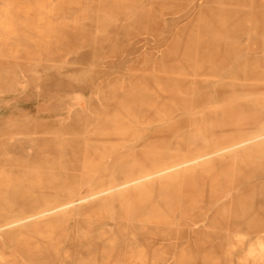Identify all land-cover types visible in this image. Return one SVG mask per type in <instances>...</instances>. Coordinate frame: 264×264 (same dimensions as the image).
<instances>
[{
  "label": "rangeland",
  "instance_id": "374dc122",
  "mask_svg": "<svg viewBox=\"0 0 264 264\" xmlns=\"http://www.w3.org/2000/svg\"><path fill=\"white\" fill-rule=\"evenodd\" d=\"M202 1L0 0V264H264V0Z\"/></svg>",
  "mask_w": 264,
  "mask_h": 264
},
{
  "label": "crops",
  "instance_id": "0c3cea01",
  "mask_svg": "<svg viewBox=\"0 0 264 264\" xmlns=\"http://www.w3.org/2000/svg\"><path fill=\"white\" fill-rule=\"evenodd\" d=\"M44 101H49L50 102V100H44ZM15 103V102H14ZM6 107H8V106H5V104L3 103V104H1V106H0V119H2V120H8V119H10V120H14V121H16V120H23L24 118H27V117H29V115H27V116H20V113L19 112H17V110H12V111H7V109H6ZM16 107H19V106H16V103H15V108ZM12 108V107H11ZM14 108V109H15ZM9 112V113H8ZM41 117H43V118H47V117H51L50 116V114H44L43 116H41ZM11 143L9 142V143H7L6 145H5V149H11V148H13L14 147V145L13 144H11Z\"/></svg>",
  "mask_w": 264,
  "mask_h": 264
},
{
  "label": "bare ground",
  "instance_id": "6f19581e",
  "mask_svg": "<svg viewBox=\"0 0 264 264\" xmlns=\"http://www.w3.org/2000/svg\"><path fill=\"white\" fill-rule=\"evenodd\" d=\"M193 1L195 2L194 5L196 6V5H197L196 2H198L199 0H193ZM203 1H205V0H203ZM203 1H202V2H203ZM92 196H94V195H92ZM92 196H90V197H92ZM84 199H85V198H83V200H84Z\"/></svg>",
  "mask_w": 264,
  "mask_h": 264
}]
</instances>
